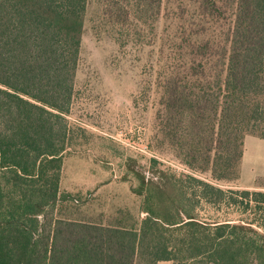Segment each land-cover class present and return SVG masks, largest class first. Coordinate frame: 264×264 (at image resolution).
Segmentation results:
<instances>
[{
    "label": "trees",
    "instance_id": "obj_1",
    "mask_svg": "<svg viewBox=\"0 0 264 264\" xmlns=\"http://www.w3.org/2000/svg\"><path fill=\"white\" fill-rule=\"evenodd\" d=\"M227 2L234 18L221 65H190L162 86L161 132L215 181L238 178L246 135L264 139V0ZM86 3L0 0V264H264V235L247 222L198 217V199L224 192L192 176L201 194L163 170L143 179L140 218L63 214L79 202L60 177Z\"/></svg>",
    "mask_w": 264,
    "mask_h": 264
},
{
    "label": "rangeland",
    "instance_id": "obj_2",
    "mask_svg": "<svg viewBox=\"0 0 264 264\" xmlns=\"http://www.w3.org/2000/svg\"><path fill=\"white\" fill-rule=\"evenodd\" d=\"M148 3L143 10L136 0H87L73 94L64 114L69 135L60 177V190L79 202L66 204L62 212L105 222L127 209L140 218L142 180L163 170L191 195L202 191L191 176L223 190L217 201L195 199L200 219L247 222L264 235V140L246 135L238 178L215 181L209 171L185 164L161 132L162 86L173 75L184 76L190 65H201V72L221 65L217 54L227 43L234 4L161 0L158 8L155 1Z\"/></svg>",
    "mask_w": 264,
    "mask_h": 264
},
{
    "label": "crops",
    "instance_id": "obj_3",
    "mask_svg": "<svg viewBox=\"0 0 264 264\" xmlns=\"http://www.w3.org/2000/svg\"><path fill=\"white\" fill-rule=\"evenodd\" d=\"M252 138H255V139H257L258 137H254V136H251ZM258 139H261V140H264V139H262V138H258ZM244 153V152H243ZM243 156V155H242Z\"/></svg>",
    "mask_w": 264,
    "mask_h": 264
}]
</instances>
